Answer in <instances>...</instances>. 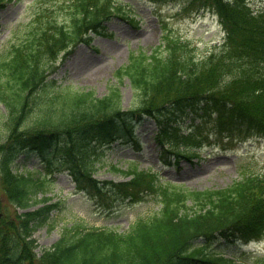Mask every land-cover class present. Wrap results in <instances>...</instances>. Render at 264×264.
I'll list each match as a JSON object with an SVG mask.
<instances>
[{
  "label": "trees",
  "instance_id": "trees-1",
  "mask_svg": "<svg viewBox=\"0 0 264 264\" xmlns=\"http://www.w3.org/2000/svg\"><path fill=\"white\" fill-rule=\"evenodd\" d=\"M55 4L35 7L27 34L0 54V264H264V254L254 251H243L239 262L223 254L234 243L264 235V175H245L226 188L189 189L129 158L127 169L112 165L129 179L95 176L115 140L141 145L137 129L146 118L154 121V140L176 161L199 154L210 122L221 139L264 136V2L252 8L249 0H188L187 8L217 13L223 42L200 56L197 47L166 30L151 53L131 52L115 73L118 83L129 78L137 93L139 102L127 109L118 84L97 97L48 72L62 52L69 54L90 40V31H103L110 16L127 11L116 0ZM32 111L35 121L28 122ZM20 152L66 170L93 197L117 195L131 203L153 193L160 207L123 232L80 222L66 226L55 243L38 251L34 232L65 202H49L46 195L56 177L11 169ZM220 239L222 245H211Z\"/></svg>",
  "mask_w": 264,
  "mask_h": 264
},
{
  "label": "rangeland",
  "instance_id": "rangeland-1",
  "mask_svg": "<svg viewBox=\"0 0 264 264\" xmlns=\"http://www.w3.org/2000/svg\"><path fill=\"white\" fill-rule=\"evenodd\" d=\"M56 0H12L0 6V54L7 53L18 39L28 32L29 22L33 20L35 7L55 4ZM117 1V0H116ZM127 11L125 16L112 15L106 28L98 33H91L90 43H79L71 52H63L49 70L50 78L58 83L71 85L75 90H91L94 95L102 97L110 92V86L118 84L122 97V107L127 109L137 104L138 97L129 78L118 83L115 73L128 63L131 52L144 50L151 53L163 38V32L188 40L198 48L199 55H205L216 44L223 41L225 31L219 18L210 9L187 8L188 0H118ZM261 0H250L252 7L260 6ZM133 18V20H132ZM28 26V27H27ZM65 56V58H64ZM5 111L0 103V111ZM35 111L29 115L28 122L35 121ZM197 122H200L197 120ZM214 123L205 124L206 132L201 153L192 159L180 158L178 162L168 163L174 156L162 151L153 140L154 123L146 118L138 128L142 142L141 150L131 144H116L105 154L106 162L95 171L101 180L120 181L129 179L116 173L113 164L127 169V159L136 158L141 168L152 167L158 170L163 179H168L189 189L225 188L249 173H264V137L242 135L231 140L221 139L213 134ZM190 128L184 124V131ZM5 131L0 127V135ZM183 147V145L181 146ZM125 153L124 156L121 154ZM15 171H27L33 168L57 176V185L46 193L50 201L62 199L65 205L50 213L49 221L40 226L33 237L38 243L37 250L51 246L61 236L66 226L84 223L86 226L112 227L121 232L126 231L138 216H146L156 211L160 204L153 193L147 194L138 202H131L117 195L93 197L84 189H79L76 182L66 170L48 165L30 153H21L12 164ZM108 195V194H107ZM38 197H42L39 194ZM33 205L25 211L43 205ZM53 225V227L51 226ZM264 253V237L258 241L243 245L242 250ZM231 250V249H230Z\"/></svg>",
  "mask_w": 264,
  "mask_h": 264
}]
</instances>
